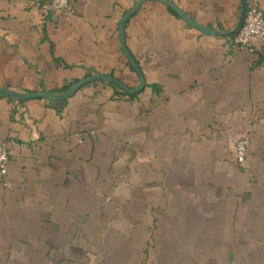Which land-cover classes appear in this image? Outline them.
Segmentation results:
<instances>
[{
	"label": "crops",
	"instance_id": "crops-1",
	"mask_svg": "<svg viewBox=\"0 0 264 264\" xmlns=\"http://www.w3.org/2000/svg\"><path fill=\"white\" fill-rule=\"evenodd\" d=\"M32 1L0 0V90L139 85L119 35L138 0ZM169 1L214 33L145 0L124 30L141 92L0 97V264H264V44L235 47L241 0Z\"/></svg>",
	"mask_w": 264,
	"mask_h": 264
},
{
	"label": "built area",
	"instance_id": "built-area-1",
	"mask_svg": "<svg viewBox=\"0 0 264 264\" xmlns=\"http://www.w3.org/2000/svg\"><path fill=\"white\" fill-rule=\"evenodd\" d=\"M71 0H33L32 5L44 14L55 16L63 12H73ZM260 39L264 44V12L253 3L247 5L242 25L233 36V43L238 50H253V41ZM12 140H0V180L7 174L9 162L8 144ZM237 164L244 166L248 161V141L240 138L235 143Z\"/></svg>",
	"mask_w": 264,
	"mask_h": 264
},
{
	"label": "water",
	"instance_id": "water-1",
	"mask_svg": "<svg viewBox=\"0 0 264 264\" xmlns=\"http://www.w3.org/2000/svg\"><path fill=\"white\" fill-rule=\"evenodd\" d=\"M144 1L145 0H138L136 2V4L124 14V16L122 17V19L119 23V35H120V42H121L122 49H123L125 55L127 56L131 66L136 71V73L139 77V80H140V83L136 88H128L124 84H122L120 81H118L112 77L103 76L100 74H94V75H92V76H90V77H88V78H86L80 82H77L76 84L71 86L67 91H65L63 93L43 92V93L26 95V94H19L17 92H13V91L4 89V90H0V97H13V98L20 99V100L44 98V99H49V100H54V101H62V100L68 99L72 94H74L77 90H79L83 86L90 84L92 82H96V81H104V82L113 83V84L117 85L119 88H121L123 91H125L126 93H130V94H137V93L141 92L145 86V80H144V77H143L139 67H138V64L136 63V61L134 60L132 55L128 52V50L125 47L124 30H125V25H126L127 20L138 10V8L141 6V4ZM159 1L164 3L174 13H176L178 16H180L183 20H185L189 25L193 26L194 28H196V29H198V30H200L206 34L214 33L212 30H209L208 28H206V27L198 24L197 22L193 21L192 19H190L182 10H180L174 3L170 2L169 0H159ZM241 2H242V12H241L239 21L237 23V26L235 27V29L233 31V36L240 29L242 22H243V19H244L246 9H247L246 0H241Z\"/></svg>",
	"mask_w": 264,
	"mask_h": 264
},
{
	"label": "trees",
	"instance_id": "trees-1",
	"mask_svg": "<svg viewBox=\"0 0 264 264\" xmlns=\"http://www.w3.org/2000/svg\"><path fill=\"white\" fill-rule=\"evenodd\" d=\"M129 95V94H128ZM130 96H132V95H130Z\"/></svg>",
	"mask_w": 264,
	"mask_h": 264
}]
</instances>
